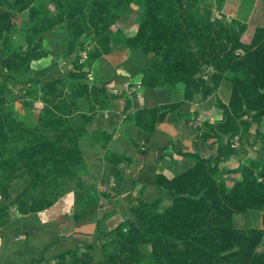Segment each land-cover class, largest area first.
<instances>
[{
  "label": "trees",
  "instance_id": "trees-1",
  "mask_svg": "<svg viewBox=\"0 0 264 264\" xmlns=\"http://www.w3.org/2000/svg\"><path fill=\"white\" fill-rule=\"evenodd\" d=\"M131 7L140 12L142 22L133 35H125L116 25ZM17 23L22 28L14 33ZM63 24L74 43L91 36L94 41L79 74L71 75L73 80L86 79L94 61L111 53V43L119 39L147 56L142 72V84L147 88L175 91L181 87L184 101H190L198 94L209 98L228 80L232 99L229 107L218 102L225 116L218 132L245 139L255 122L258 140L264 142V28L244 45L242 30L213 20L195 7L186 8V0H1L0 196L9 204H0V227L10 222L9 205L14 203L19 215L42 212L59 200L60 180L78 177L84 170L79 141L91 118L79 114L78 101L94 96V86H68L53 80L38 88H22L23 98L31 96L44 104L34 128L16 120L7 109L21 99L10 90L8 74L28 72L32 61L47 57L49 52L40 39ZM203 71L209 79L200 76ZM249 116L252 122L245 120ZM155 121L142 126L152 131ZM237 152L227 146L220 148L213 161L197 156L195 166L177 177L158 174V185L177 195L172 205L163 206L160 200L140 202L131 208L139 224L126 220L109 229L107 221L100 222V239H110L109 245L116 248L107 257L104 250L105 257L114 264H264V251L260 250L264 241V162L244 157L239 168L242 180L229 186L220 166ZM18 179L26 187L11 200L10 186ZM76 198L80 211L84 195ZM250 211L263 212L262 229L236 226L235 217ZM90 250L76 263L90 264ZM29 254L33 256L28 264H49L44 255ZM68 255L57 257L58 264Z\"/></svg>",
  "mask_w": 264,
  "mask_h": 264
},
{
  "label": "crops",
  "instance_id": "crops-1",
  "mask_svg": "<svg viewBox=\"0 0 264 264\" xmlns=\"http://www.w3.org/2000/svg\"><path fill=\"white\" fill-rule=\"evenodd\" d=\"M139 15L136 8L127 9L116 25L117 31L133 35ZM21 28L17 23L13 32ZM92 37L74 43L66 24L60 25L40 39L49 52L47 57L32 61L28 72L8 74L10 90L21 99L7 105V109L29 128L37 125L44 104L31 96L23 98L24 87L34 89L62 80L68 86H94V96L78 101L79 114L91 118L79 141L84 170L78 177L60 180L59 200L42 212L19 215L12 203L10 222L0 227V264H22L26 253L54 260L63 254L80 255L87 248L94 257H102L105 239H100V222L107 221L109 229L126 220L139 224L131 208L140 202L160 200L163 206L172 205L177 195L158 185V174L177 177L195 166L197 156L213 161L220 148L228 146L238 152L228 157L220 170L225 182L233 186L242 180L239 168L244 157L264 162V142L258 140V124L250 116L245 118L252 122L245 139L218 132L225 117L218 102L229 107L232 99L228 80L222 81L209 98L198 94L190 101H184L181 87L175 91L147 88L142 84L147 56L126 47L119 39L111 43V53L94 61L86 79L73 80L71 75L79 74V67L87 62L94 46ZM2 61L0 40V66ZM152 111L155 114H147ZM139 112L146 113L136 117ZM155 118L152 131L142 126ZM25 187L23 179L13 181L11 200ZM79 194L84 195L80 211L76 198ZM252 213L237 215L236 226L262 229L263 212L256 211L255 216ZM252 220L254 227H248Z\"/></svg>",
  "mask_w": 264,
  "mask_h": 264
},
{
  "label": "rangeland",
  "instance_id": "rangeland-1",
  "mask_svg": "<svg viewBox=\"0 0 264 264\" xmlns=\"http://www.w3.org/2000/svg\"><path fill=\"white\" fill-rule=\"evenodd\" d=\"M188 7L200 9L205 15L210 14L213 20L222 21L230 27L242 30L241 40L244 45H249L254 38L256 31L264 28V0H186V8ZM140 15L136 23L137 28L142 22ZM200 76L209 79V76L206 77L205 71H203ZM14 118L18 121L24 122L21 119L16 118V116ZM0 200L2 201L0 204H9L5 203L1 199V196ZM9 206L11 207V205ZM255 212L256 211H253L252 213L254 216L257 214ZM254 223L255 222L252 220L247 224V226L249 225L248 227H254ZM110 242V239H105L103 246H106L107 248H103L102 257H94V253H92L91 250L88 252L91 257L90 264H114L109 258H106L107 255L109 256L113 254L116 250L115 246L109 245ZM104 250L106 257L104 255ZM260 250L264 251V241L260 246ZM84 253L85 251L80 255L76 254L66 256L63 264H77L76 259L81 257ZM32 256L33 255L29 253L23 255L21 258L22 264H28ZM58 261L59 258H55L54 260H48V263L58 264Z\"/></svg>",
  "mask_w": 264,
  "mask_h": 264
}]
</instances>
